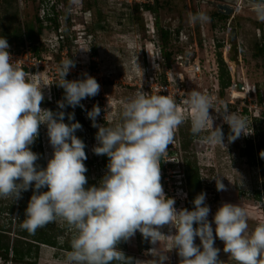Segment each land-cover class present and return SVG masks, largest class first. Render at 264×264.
Here are the masks:
<instances>
[{"label": "rangeland", "instance_id": "1", "mask_svg": "<svg viewBox=\"0 0 264 264\" xmlns=\"http://www.w3.org/2000/svg\"><path fill=\"white\" fill-rule=\"evenodd\" d=\"M228 1L0 0V36L7 40L9 47H17L19 44V38H15V34L21 36L28 26L34 29L42 26L37 41H34V45L39 48L40 57L53 55L52 64L58 66L62 58H70L75 64L73 68H84L85 73L93 76L100 85L97 95L83 99L78 106L65 104L61 109L58 101L64 100V92L56 83L58 79L53 77L50 80V74L40 70L32 72V81L37 86H42L44 99L41 108L53 113L62 111L65 123L79 122L81 125L75 135L85 144L87 159L83 162L87 168L86 188L99 185L109 162V158L104 160L103 155H96L93 151L98 143L93 128L97 127L92 126L93 121L87 113L94 105L99 106L101 111L96 124H114L118 121L122 102L137 91H145L148 88V76L156 71L160 74L161 81L172 82L175 92L172 97L185 117V122L175 129L173 142L162 156L163 165L160 163L161 184L165 195L175 199L177 210L194 208L193 203L190 206L183 176L185 160H190L199 176L200 193L206 194L205 203L210 207L209 222L213 221L214 213L224 202L238 203L247 210L250 229L257 223L264 222V165L259 161L260 152L264 151V122L255 121L257 117L253 114L254 109L249 112L238 110L243 94L241 97L235 95V103L227 104L226 109L245 117L250 125L248 130H252V133L229 142V125L215 110L210 109L214 118L213 127L222 128L225 145L212 143L207 139L208 132L199 135L191 133V109L185 103L187 92L198 90L210 94L215 87L218 102H225L229 98L226 87L219 93L218 81L221 74L218 58L220 55L224 62L222 46L227 39L228 25L235 29L229 59L241 56L239 68L244 72L246 80L264 97V70L261 64L264 52L257 51V46L264 38V22L258 21L248 11L244 1H241L238 12L229 14L226 19L214 15V11H217L215 4ZM138 3H148L153 10H136L135 4ZM194 9L196 12H206L210 20L203 24L190 23L189 14L194 13ZM36 17L40 22L36 21ZM48 17L55 18V22ZM159 28L169 31V39L164 48L166 52H170L168 58H163L161 53L163 49ZM59 35L64 40L66 55L60 53L61 49L57 51L50 48ZM38 42H41V46L37 45ZM195 64L200 68L196 73L192 71ZM67 79L74 78L68 75ZM214 107L223 110L220 105L217 107L216 104ZM70 113L74 114V121L68 119ZM30 148L42 156L43 167H46L53 149L45 124L39 126L38 135ZM215 177L222 180L224 190H217ZM32 194L33 188L30 187L29 190L22 191L18 199H0V230L9 236L7 259L5 260L0 250V264H28L34 261L36 264H68L66 254L71 250L70 241L74 230L62 220L48 225V232L57 236L61 248L39 243L36 257L32 252L25 260L12 258V244L17 237L15 229L19 216L18 206L21 202L27 206ZM160 231L162 235L156 244H152L137 231L128 240H121L117 248L125 256L131 257L133 264H158L157 257L151 254L154 247L160 254L166 255L165 264H180L181 257L176 249H172L169 236L175 229L165 225ZM195 243L200 244L198 237L195 238ZM215 246L220 249L222 264H237L230 255L224 253V244L218 237L215 238Z\"/></svg>", "mask_w": 264, "mask_h": 264}, {"label": "clouds", "instance_id": "2", "mask_svg": "<svg viewBox=\"0 0 264 264\" xmlns=\"http://www.w3.org/2000/svg\"><path fill=\"white\" fill-rule=\"evenodd\" d=\"M244 2L248 11L264 22V0ZM209 20L203 10L189 14L192 24ZM8 48L7 40L0 36V199H18L22 191L33 188L22 229L35 233L57 220L71 226L74 234L66 254L68 264H133L117 244L137 231L156 244L165 225L175 229L169 236L172 249L181 257L180 264H222L220 249L215 246L217 237L224 244V253L237 264H264V222L250 229L243 206L224 202L209 222L210 207L204 192L194 198L192 210H177L175 199L166 197L161 184V158L173 142L175 129L185 122L172 96L161 94L162 89L137 91L122 102L118 121L110 126L96 124L101 109L93 106L87 113L92 126L98 128L93 151L106 154L109 162L99 185L86 188L85 144L75 135L80 123H65L62 111L41 108L42 86L26 76ZM74 66V61L67 58L57 68L56 83L64 90V100L58 101L61 109L65 104L78 106L100 90L97 80L87 73L83 78L66 79ZM186 95L193 135L208 132L209 142L224 144V133L221 127H213L210 109L229 125V142L252 133L245 117L214 107L217 101L212 95L198 90ZM68 119L74 121V114L70 113ZM41 124L47 126L53 149L46 167L35 163L38 155L30 148ZM260 156L264 158V151ZM215 179L217 190H224L222 180ZM42 188L47 190L40 191ZM151 250L158 264H165L166 255L156 247Z\"/></svg>", "mask_w": 264, "mask_h": 264}, {"label": "built area", "instance_id": "3", "mask_svg": "<svg viewBox=\"0 0 264 264\" xmlns=\"http://www.w3.org/2000/svg\"><path fill=\"white\" fill-rule=\"evenodd\" d=\"M237 4V3H236ZM241 7V4H237V10L238 12L239 8ZM235 13V12H234ZM233 13V14H234ZM232 14V15H233ZM233 28H231L229 25L226 26V34L227 39L224 42V45L222 46V55L223 60L225 62L226 68L230 75V83L226 88V94L228 95V99H226L225 102H218V98L216 96L217 88L215 87L212 89L210 95L215 97L217 101V107L222 109H225L227 104H233L235 103L234 99L236 98V93H242L243 96L240 98V104L238 105V110L242 111H251V109H254V116L257 118H264V97L261 96V94L258 92V90L255 88L253 84H250L245 76L244 72L239 68L238 62H241V56L238 55V57L229 59V52L232 48V34ZM55 43V44H54ZM50 45V48L52 50H59L61 49L60 53L63 55H66V46L64 45L63 38L59 35L56 39V41ZM8 51L11 55V58L17 63L20 68L26 73V76L32 81L33 77V70L41 72L49 73L48 75L50 77V80L54 77L56 79H59L57 74V68L58 65L52 64L54 62L53 55H47L46 57H40L36 56L30 46V42L28 39H25L22 44H20L18 47H9ZM161 51V50H159ZM64 60V58H62ZM51 61V63L49 62ZM262 68L264 70V57L261 60ZM199 65L195 64L192 67V71L194 73L199 71ZM72 73V74H71ZM85 73V69L81 68L79 66L75 68H71L69 73L67 74L72 76L74 79L82 78ZM67 76L65 77L67 79ZM148 88L145 90V92H152L157 89H162L161 94L163 95H174L175 92L173 91V84L170 80L168 82L164 83L160 81L159 79V73H156V71H152L150 75L148 76ZM177 96H180V94H176ZM222 105V106H221Z\"/></svg>", "mask_w": 264, "mask_h": 264}, {"label": "trees", "instance_id": "4", "mask_svg": "<svg viewBox=\"0 0 264 264\" xmlns=\"http://www.w3.org/2000/svg\"><path fill=\"white\" fill-rule=\"evenodd\" d=\"M155 2L157 0H154ZM139 8H144L146 10H153V7L148 4V3H138L135 4V9L138 10ZM194 13L196 12V9L193 10ZM214 15H216L218 18L220 19H226L229 16L222 14L218 11H214ZM36 21L40 20L36 17L35 18ZM48 19L50 21H54L55 22V18L53 17H48ZM156 25L157 22H155ZM41 27L42 26H38L37 28H33L31 26H28V28H26L25 31L22 32V35H14V37L19 38V44L16 45L17 47L22 44L24 42L25 39H28V41L30 42V46L31 49L33 51V53L36 56H40L39 53V48L38 46L34 45V41H37L38 35L41 32ZM158 28V26H157ZM160 31V40H161V49H163L162 56L163 58H168L170 56V52H166V50H164L167 40L169 39V31L159 28ZM178 32V29H176V33ZM37 45L41 46V42H38ZM258 48V52L259 53H263L264 52V38L263 41L261 43H259V46H257ZM264 57V55H262V58ZM218 63L220 64L221 67V74H219V84H220V89H219V93H222V90L224 87L227 88V86L230 83V75L229 72L226 68V65H224V62L222 61L221 56L219 55L218 58ZM161 78L160 74H159V79ZM161 81V79H160ZM164 82V81H162ZM64 92V90H63ZM64 97V96H63ZM80 109V107H79ZM77 115L79 116L80 114L77 113ZM255 121H262L264 122V118H255ZM93 128V127H92ZM91 128V129H92ZM98 128H93V131L95 132V136L97 133ZM33 152L34 150L31 149ZM104 160H106L108 157L106 154L103 155ZM259 161H261V163L264 165V159H262L261 157H259ZM39 167H43L44 163H43V158L41 155H38V159L35 162ZM161 165H163V158H161ZM183 176H184V184H185V190L187 193V197L188 200L190 202V206L193 203L194 198L200 193L201 191V185H200V180H199V176L197 173V170L194 166V163L191 162L190 160H185V169L183 170ZM47 190L46 188H42L40 191H45ZM166 197H169L166 195ZM19 216H18V221H17V227L15 229V233L17 235V237L14 238L13 244H12V258L14 260H25L27 258H29V256L31 255L32 252H34V256L36 257L37 252H38V248H39V243H44L50 246H59L58 241H57V236L52 235L51 233L48 232L49 229V224L45 225L42 228H38L36 230L35 233H29L28 231L24 230L21 228V223L22 220L25 218V209L27 206H25L24 202H21L19 204ZM193 207V206H192ZM191 207V208H192ZM1 229V228H0ZM8 230V229H7ZM57 235V234H56ZM61 248V246H59ZM0 250H2L3 254H4V258L5 260L7 259V254H8V250H9V236L4 232H2L0 230ZM28 264H36L35 261L28 263ZM115 264V262H114Z\"/></svg>", "mask_w": 264, "mask_h": 264}, {"label": "water", "instance_id": "5", "mask_svg": "<svg viewBox=\"0 0 264 264\" xmlns=\"http://www.w3.org/2000/svg\"><path fill=\"white\" fill-rule=\"evenodd\" d=\"M238 1H244V0H238ZM237 0H229L228 2H223V3H216L215 6L217 8V11L229 15L230 13L233 12V6L234 3H236ZM235 38V29H233L232 34H231V39L233 40Z\"/></svg>", "mask_w": 264, "mask_h": 264}, {"label": "bare ground", "instance_id": "6", "mask_svg": "<svg viewBox=\"0 0 264 264\" xmlns=\"http://www.w3.org/2000/svg\"><path fill=\"white\" fill-rule=\"evenodd\" d=\"M236 3H237V4H239V3L241 4V1H238V0H237ZM237 4L233 6V9H234V10H233L232 13H230L231 15H232L234 12H236V10H237V8H238V7H237ZM236 7H237V8H236ZM239 7H240V6H239ZM180 77H181V76H180ZM236 96L241 97V96H242V93H236ZM178 109L181 111V108H180V107H179Z\"/></svg>", "mask_w": 264, "mask_h": 264}]
</instances>
